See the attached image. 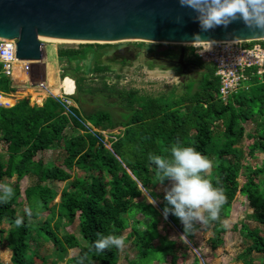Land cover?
Returning <instances> with one entry per match:
<instances>
[{
	"label": "trees",
	"instance_id": "1",
	"mask_svg": "<svg viewBox=\"0 0 264 264\" xmlns=\"http://www.w3.org/2000/svg\"><path fill=\"white\" fill-rule=\"evenodd\" d=\"M259 42L264 46V40ZM107 45L80 43L78 49L60 47L58 57L68 65L76 62L79 66L80 61L97 58L94 51ZM189 50V56L197 59L203 70L202 78L188 83L187 91L178 96L117 91L106 84L103 89L109 93H101L109 98L115 93L117 102L112 104L91 97V91L83 88L81 77H72L76 81L75 100L94 124L110 129L124 127L113 146L115 153L92 136L82 135L50 97L42 106L32 105L30 97L20 99L12 107L0 106V145L6 153L0 151V197L5 195L2 185H8L6 179L13 180L10 186L14 190L8 203H0V224L8 221L12 225L6 238L4 229H0V244L12 252L13 264H78L85 254L84 264H120L119 249L96 253L92 245L98 234L122 236L129 228L124 218L128 213L129 218L142 214L148 220L136 219L126 237L133 240L137 249V257L130 264L160 259V253L164 263L186 264L189 248L185 241L180 237L175 241L159 231L161 221L165 230L172 229L173 224L183 234L184 226L172 214L164 218L167 202L161 188L170 181L159 184L155 165L148 161L149 153L170 158L169 150L177 141L184 147H194L213 162L208 178L226 196L219 220L206 225L211 232L207 242L212 250L225 243L224 222L238 195L245 196L253 210L249 217L264 226V159L260 162L257 155L264 154V72L252 75L248 88L224 102L218 97L221 81L215 66L202 62ZM106 69L101 64L94 68ZM68 75V71L63 73V77ZM28 88L3 74L0 64V90L16 94ZM44 99L39 96L37 101L42 103ZM249 122L256 125L252 132L247 131ZM246 139L249 142L245 144ZM46 151L53 155L50 165L40 156ZM25 178L35 181L24 190L29 214L19 213L16 208ZM49 181L64 182L65 186L59 192ZM58 197L59 202L55 203ZM44 214L45 221L39 223L37 219ZM17 217L23 218L22 227L15 225ZM76 222L78 233L65 230ZM241 225L251 243L240 258L252 264L251 258L245 257L253 252L264 257V228ZM195 232L187 236L192 243ZM160 238L162 245H155L154 241ZM40 241L52 242V254L57 260L40 252ZM71 249H78V253L69 257Z\"/></svg>",
	"mask_w": 264,
	"mask_h": 264
},
{
	"label": "rangeland",
	"instance_id": "2",
	"mask_svg": "<svg viewBox=\"0 0 264 264\" xmlns=\"http://www.w3.org/2000/svg\"><path fill=\"white\" fill-rule=\"evenodd\" d=\"M255 43L260 42L256 41ZM45 44L50 55L53 54V48L68 47L78 49L80 47L79 42H46ZM183 46L187 51V44L153 43L140 40L108 43L107 46L97 48V50L94 51L97 54V58H89V62L87 61L88 59L85 61H80L79 70H77V72L75 71V75L81 77L80 80L83 82V88L85 90L91 91L90 96L101 102H111L112 104H116L117 102V99H115L117 98V95L115 93L113 94L110 92V94H113L111 96L112 98L105 97V94L101 93V91H106L109 93L107 90L103 89L106 84L117 91L127 92L130 90H138L141 94L154 97L178 96L187 91L188 83L191 81H199L202 78L203 70L201 68H192L188 70L186 74H181L176 67L165 62L158 60L155 61L154 58L156 57V54H167L172 50L175 52L173 56H176L179 54L181 47ZM126 47H128L129 50L121 52ZM137 47L145 50L148 55L146 56L139 54L138 51H136ZM188 56L189 55L187 54V57ZM99 64L107 67V69L105 71L94 70V68ZM62 65L63 71L65 72L71 67L74 69L75 65L78 64L73 63L72 65H67L66 62H62ZM88 66L91 68V70H88ZM61 75L63 78L62 73ZM33 92L35 93V101H37L40 95L36 90H33L30 87L26 91L17 92L15 95L23 97L29 96L31 97V103H34ZM255 129L256 125L254 123L249 122L247 124L248 132H252ZM248 142L249 140L246 139L245 144ZM4 150L5 148L3 144H1L0 151L3 154H6ZM257 155L259 156L260 162H262L264 159V154L258 152ZM40 156L44 158L47 165L52 164L53 155L50 151L43 152ZM25 179L26 181L23 180L21 182V196L17 200L16 208L19 213L29 214L31 209L26 201L24 190L27 186L31 185L33 179ZM6 181L8 185L13 183V180L10 179H6ZM33 183H35V181ZM48 184L51 187L57 189L59 192H61L65 186V183L60 181H49ZM170 187L171 181L166 187H162L161 190L166 191V189ZM57 202H59V197L55 203ZM154 205L157 206V203L155 202ZM252 212L253 210L250 208L246 197L238 195L233 203L230 217L224 222L227 226L225 243L217 250H212L208 245L207 241L211 235L210 229H208L206 225H200L197 223L195 225L196 232L194 242H190L188 237L185 241L189 248L187 250L188 258L186 260V264H247L240 257L246 251L248 245L251 243V240L241 229V223H245L251 229L255 227L264 228V226L259 225L249 217L250 213ZM129 214L131 213H128L124 217L129 223V228L122 235L125 237V247L123 250H120V264H130L129 262L137 257V249L133 245V240H128L126 238L132 231L136 219H140L144 222L148 221L142 214H137L135 217L130 218ZM45 219L46 214L41 215L37 221L39 223H43ZM164 226L165 223L161 221L159 224V231H163V233L168 234L170 239L179 241V237L182 236L180 229L171 224L172 229L165 230ZM11 227L12 225H10L8 221L0 224V229H4L5 231L3 238L8 237ZM140 228L144 229V226L140 225ZM65 230L78 233L77 222L73 226L67 227ZM63 232L64 231L62 230L61 233ZM154 243L155 245H162L161 238L156 239ZM39 245L41 253L49 255V257L53 260L58 259L56 255L52 254V242L40 241ZM77 253L78 249H71L69 251V257L75 256ZM161 256L162 254L160 253V259L148 260L142 264H168V261H166L167 263L162 262ZM11 257L12 252L3 244H0V264H13ZM245 258H251L252 264H263L264 261L263 255L256 252H253L252 255ZM196 259L199 261L196 262ZM166 260H170V257H167ZM58 264H66V261H60Z\"/></svg>",
	"mask_w": 264,
	"mask_h": 264
},
{
	"label": "water",
	"instance_id": "3",
	"mask_svg": "<svg viewBox=\"0 0 264 264\" xmlns=\"http://www.w3.org/2000/svg\"><path fill=\"white\" fill-rule=\"evenodd\" d=\"M196 15L178 0H0V38L15 39L17 58L32 67L48 56L43 40L186 44L195 34L212 42L264 40V31L240 20L202 31ZM185 53L183 46L179 63Z\"/></svg>",
	"mask_w": 264,
	"mask_h": 264
},
{
	"label": "clouds",
	"instance_id": "4",
	"mask_svg": "<svg viewBox=\"0 0 264 264\" xmlns=\"http://www.w3.org/2000/svg\"><path fill=\"white\" fill-rule=\"evenodd\" d=\"M181 7L191 8L197 15L195 20L202 31L216 27H227L230 23L240 20L252 31H264V0H178ZM207 44L206 51L211 50L212 41L202 40L195 34L193 45ZM170 158L148 154V161L155 165V179L163 185L165 180L171 181V187L166 189L164 199L167 206L163 209L164 218L169 214L179 218L184 226L182 241L195 232V225H207L220 218V211L226 203V196L221 188L214 187L208 178L213 168V162L202 155L194 147H184L179 141L170 148ZM5 195L0 197V203H8L14 194L10 185L3 184ZM155 203V202H154ZM17 227L23 226V218L15 220ZM123 250L125 237L116 235L103 236L93 243L96 253H103L111 248ZM81 257L78 264H84Z\"/></svg>",
	"mask_w": 264,
	"mask_h": 264
},
{
	"label": "built area",
	"instance_id": "5",
	"mask_svg": "<svg viewBox=\"0 0 264 264\" xmlns=\"http://www.w3.org/2000/svg\"><path fill=\"white\" fill-rule=\"evenodd\" d=\"M256 41H217L211 45V50L207 44L186 43L187 48L194 57L204 63L213 64L216 68V75L220 78L221 85L218 92L220 100L226 102L234 94L243 88L249 87L252 75H262L264 72V46ZM184 44V45H186ZM0 64L2 72L7 77L15 81V73L21 71L26 75V83L30 88L40 92L47 98L54 99L61 107L64 115L72 126L84 136H92L97 143L108 149L112 153L114 144L123 134L124 127L114 129L103 128L94 124L84 113L81 106L75 100L76 81L73 79L75 89L68 91L63 85V79L59 87L54 88L48 81H30V70L32 65L28 61H20L16 55V40L0 38ZM256 69L257 71H254ZM13 94H7L0 90V106L11 107ZM39 103L38 101H34Z\"/></svg>",
	"mask_w": 264,
	"mask_h": 264
},
{
	"label": "crops",
	"instance_id": "6",
	"mask_svg": "<svg viewBox=\"0 0 264 264\" xmlns=\"http://www.w3.org/2000/svg\"><path fill=\"white\" fill-rule=\"evenodd\" d=\"M52 51H53V54L50 55V53L48 51V48H47V52H48L47 58L43 62H40L39 64L31 67L29 77L33 81H48L49 83L51 82V84L53 85L54 88H58L59 87V84H60V81L62 80L61 73L63 74L64 71H63V68H62V66H63L62 65V61H60V59L58 57V48H55V49L53 48ZM52 63H53V65H52ZM74 63H76V62H74ZM79 67L80 66L75 65L74 69H73V67H71L70 69H68L67 70L69 72V75L68 76H70V77H76L75 71L77 72V70H79ZM15 81L14 82L17 83V84H19V85L29 87V85L25 84L26 83V80L20 82L19 81V78H16ZM38 94L41 95L40 92H38ZM41 96H43V95H41ZM13 97H14L13 100L15 102L13 105H15L20 99L24 98L23 96H17L15 94H13ZM46 99H47V97H45V99H44V101L42 103H35L34 102V103H31V104L32 105L33 104H38V105L42 106ZM24 181H26V179H24Z\"/></svg>",
	"mask_w": 264,
	"mask_h": 264
},
{
	"label": "flooded vegetation",
	"instance_id": "7",
	"mask_svg": "<svg viewBox=\"0 0 264 264\" xmlns=\"http://www.w3.org/2000/svg\"><path fill=\"white\" fill-rule=\"evenodd\" d=\"M128 50H129V48L126 47L121 52H125V51H128ZM136 51H138L139 54H143V55H146V56L148 55V53L145 50H143L142 48H140V47H137ZM173 54H175V52L173 50L168 52L167 54H161V55H157L156 54V57L154 58V60L155 61L158 60V61H161V62H165V63H168V64L176 67L181 74H186L188 72V70H190L192 68H196V69L197 68H201L197 59H195L193 57H190V56L187 57V54H188L187 51L185 53V57H184L183 63H179V61H180V52L176 56H173Z\"/></svg>",
	"mask_w": 264,
	"mask_h": 264
},
{
	"label": "bare ground",
	"instance_id": "8",
	"mask_svg": "<svg viewBox=\"0 0 264 264\" xmlns=\"http://www.w3.org/2000/svg\"><path fill=\"white\" fill-rule=\"evenodd\" d=\"M43 40V39H42ZM136 41V40H135ZM43 42H52V43H54V42H72V41H52V40H43ZM47 64V63H46ZM52 65H53V63H52ZM50 66V65H49ZM53 67V66H52ZM54 70V69H53ZM51 72V71H50ZM15 77L16 78H19V81L21 82V81H24L25 79H26V75H25V73H22L21 71H18V72H16L15 73ZM16 80V79H15ZM54 80V79H53ZM16 82V81H15ZM56 84V83H55ZM50 85H52L51 84V82H50ZM63 85L66 87V89L68 90V91H73L74 89H75V84H74V81H73V79H71L70 77H65V79H63ZM30 90V89H29ZM34 93V92H33ZM35 95V93L33 94V96ZM41 96V95H40ZM34 101H35V96H34ZM11 102V104H14L15 102H14V100H11L10 101ZM15 106V105H14ZM12 107V106H11Z\"/></svg>",
	"mask_w": 264,
	"mask_h": 264
}]
</instances>
